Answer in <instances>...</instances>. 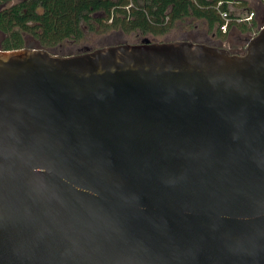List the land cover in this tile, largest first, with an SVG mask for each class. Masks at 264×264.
Returning <instances> with one entry per match:
<instances>
[{
    "label": "water",
    "instance_id": "95a60500",
    "mask_svg": "<svg viewBox=\"0 0 264 264\" xmlns=\"http://www.w3.org/2000/svg\"><path fill=\"white\" fill-rule=\"evenodd\" d=\"M189 41L0 48V264H264V23Z\"/></svg>",
    "mask_w": 264,
    "mask_h": 264
},
{
    "label": "trees",
    "instance_id": "16d2710c",
    "mask_svg": "<svg viewBox=\"0 0 264 264\" xmlns=\"http://www.w3.org/2000/svg\"><path fill=\"white\" fill-rule=\"evenodd\" d=\"M229 0H0V48L24 47L23 35L42 49L66 40L80 41L84 29L91 33L121 31L143 36H163L173 29L204 22L207 33L221 36L219 11ZM223 2L218 9L215 6ZM254 29L244 24L240 30ZM194 43L193 41H189Z\"/></svg>",
    "mask_w": 264,
    "mask_h": 264
},
{
    "label": "rangeland",
    "instance_id": "374dc122",
    "mask_svg": "<svg viewBox=\"0 0 264 264\" xmlns=\"http://www.w3.org/2000/svg\"><path fill=\"white\" fill-rule=\"evenodd\" d=\"M192 25L197 26V28H184V29H173L168 34L163 36H143L139 33L125 34L121 31H108L106 33H91L84 29V37L80 41L66 40L58 44L54 48L43 49L51 53L52 55L63 56V55H74L81 54L87 51H93L96 49L116 46V45H136L140 44L143 39H148L151 43H171V42H181V41H193L194 43H200L209 46H216V41L221 36H214L206 31V25L204 22H193ZM239 31V32H238ZM229 31V43L223 47H229V45H237L239 37L244 40L247 33H242L240 30ZM240 35H239V34ZM25 44L24 47L27 49H42L40 45L34 41L30 36L23 35ZM237 37V38H236ZM241 43V42H240ZM221 47V48H223ZM219 48V47H218Z\"/></svg>",
    "mask_w": 264,
    "mask_h": 264
},
{
    "label": "crops",
    "instance_id": "0c3cea01",
    "mask_svg": "<svg viewBox=\"0 0 264 264\" xmlns=\"http://www.w3.org/2000/svg\"><path fill=\"white\" fill-rule=\"evenodd\" d=\"M227 8L230 9L232 14H239L244 15L247 11L251 10L256 12L255 19L251 22L254 23V28L262 23H264V4L260 2V0H229L228 1ZM251 23L247 24L248 26H251ZM244 24H231L228 28V31L226 33L221 32V38H219L216 41L217 47H223L226 44L229 43V31L234 30H240V26ZM193 28H197V26H194ZM242 31V30H240ZM239 32V31H238ZM244 34V32H242ZM239 34V33H238ZM213 35V34H212ZM240 35V34H239Z\"/></svg>",
    "mask_w": 264,
    "mask_h": 264
},
{
    "label": "built area",
    "instance_id": "2783aa9c",
    "mask_svg": "<svg viewBox=\"0 0 264 264\" xmlns=\"http://www.w3.org/2000/svg\"><path fill=\"white\" fill-rule=\"evenodd\" d=\"M260 2L264 4V0H260ZM222 3L223 2H218L215 6V9H218L219 6L222 5ZM228 3L229 2H226L227 5ZM219 16H220L219 30L222 33H226L231 24L251 23L256 17V12L249 10L246 12V14L239 15V14H232L230 9H228L226 11H219Z\"/></svg>",
    "mask_w": 264,
    "mask_h": 264
},
{
    "label": "flooded vegetation",
    "instance_id": "af4514ba",
    "mask_svg": "<svg viewBox=\"0 0 264 264\" xmlns=\"http://www.w3.org/2000/svg\"><path fill=\"white\" fill-rule=\"evenodd\" d=\"M257 31V28L253 29L252 32L248 33L247 37L250 35H253L255 32ZM237 38V37H236ZM238 42L237 45H229L231 48H229L228 46L225 47L229 50L230 53L232 54H242L245 48V39L241 40L239 37L237 38ZM241 42V43H240Z\"/></svg>",
    "mask_w": 264,
    "mask_h": 264
}]
</instances>
